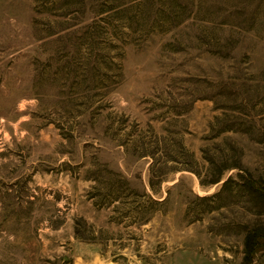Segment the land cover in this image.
I'll use <instances>...</instances> for the list:
<instances>
[{"label":"rangeland","instance_id":"obj_1","mask_svg":"<svg viewBox=\"0 0 264 264\" xmlns=\"http://www.w3.org/2000/svg\"><path fill=\"white\" fill-rule=\"evenodd\" d=\"M185 151L264 189V0H0V264H264Z\"/></svg>","mask_w":264,"mask_h":264},{"label":"trees","instance_id":"obj_2","mask_svg":"<svg viewBox=\"0 0 264 264\" xmlns=\"http://www.w3.org/2000/svg\"><path fill=\"white\" fill-rule=\"evenodd\" d=\"M227 130H232V128L231 127H223L221 129H219L217 131V133L224 132V131H227ZM229 147L231 148V150L234 153H236V150L232 146H229ZM144 152H146V151H144ZM147 154H149L152 157V162L150 164L151 176L154 177L155 180H157L158 182L162 181L163 177L161 176V173H158L157 171H155L153 169L155 163H157V161H158V159L155 157L154 151H150V153H145L144 155H147ZM184 155H185V158H186L185 161L187 162L186 165H183V166H185L184 167L185 170L192 171L197 176V178L199 179V184L202 185V186L213 185V184H216V183L220 182L222 177H223L224 172L226 170H229V169H236L238 171L237 175L239 177H242V173L240 171L246 172L250 179L248 178L246 183L242 184V186L244 187V190H249V192H250L249 194H250L251 197L257 199L256 200L257 202L261 201L264 204V189L262 187H260L258 181L255 178L252 177L251 172H249L248 170L242 168V165H241L238 157H232V156H230V157H222L221 156V157H218L216 160H214L213 158L207 157L204 154L203 158L208 163V165L206 167L207 170H206L205 176L201 177V175L197 171V169H195L191 165L192 162L193 163L195 162L194 159H193L192 154L185 151ZM152 179L153 178H151L150 186H151V188L153 190H155L154 189V182L152 181ZM231 180L232 179H231L230 176L227 179H225L222 182V189H224ZM112 191H113V189L111 190V192ZM198 198L207 199V198H209V196H201V197H198ZM164 200H165V198L162 199L161 201L151 199V201H152L151 203L160 204ZM250 252H251V249H248L247 253H250Z\"/></svg>","mask_w":264,"mask_h":264}]
</instances>
